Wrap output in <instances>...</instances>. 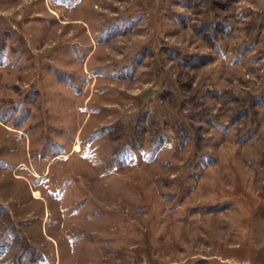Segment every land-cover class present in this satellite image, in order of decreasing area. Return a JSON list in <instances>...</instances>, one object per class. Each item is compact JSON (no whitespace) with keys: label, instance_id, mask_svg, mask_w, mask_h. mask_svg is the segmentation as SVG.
<instances>
[{"label":"rangeland","instance_id":"obj_1","mask_svg":"<svg viewBox=\"0 0 264 264\" xmlns=\"http://www.w3.org/2000/svg\"><path fill=\"white\" fill-rule=\"evenodd\" d=\"M0 264H264V0H0Z\"/></svg>","mask_w":264,"mask_h":264},{"label":"trees","instance_id":"obj_2","mask_svg":"<svg viewBox=\"0 0 264 264\" xmlns=\"http://www.w3.org/2000/svg\"><path fill=\"white\" fill-rule=\"evenodd\" d=\"M218 22H219V20H217L216 23H213V25L215 26V28H217L219 26V23ZM210 25H211L210 22H207V23L203 24L202 27L200 28L199 34L201 35V32L203 31V29L205 28V26H208V28H209ZM207 32H208V30H205V32L202 33L203 36L202 37L200 36V37L204 41H206L208 44H210L211 46H214L215 45V43H214V40L215 39L212 38L211 36H208ZM196 57L197 56H194V55H191L190 57L182 56V59L185 60L186 63H188V65H189V64H192L195 61ZM208 62H210V61H208ZM196 63H203V62H200V61L196 60Z\"/></svg>","mask_w":264,"mask_h":264}]
</instances>
